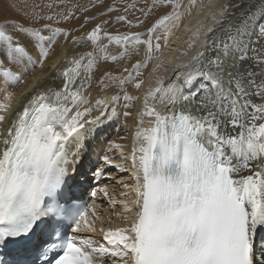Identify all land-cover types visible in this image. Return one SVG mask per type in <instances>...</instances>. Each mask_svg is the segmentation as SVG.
I'll use <instances>...</instances> for the list:
<instances>
[{
    "label": "snow or ice",
    "instance_id": "1",
    "mask_svg": "<svg viewBox=\"0 0 264 264\" xmlns=\"http://www.w3.org/2000/svg\"><path fill=\"white\" fill-rule=\"evenodd\" d=\"M10 7L19 18L0 22V264H102L108 257L112 264H264V0H144L141 6L126 0L123 7L106 0H91L90 7L13 0ZM197 7L204 19L188 49L199 44L200 50L177 66L183 71L167 84L157 75L156 87L143 96L131 183L123 185L135 197L125 193V226L100 229L107 247L82 243L76 235L82 224L97 229L87 219V205L70 190L69 157L80 155L102 117L116 116L120 99L113 96L111 108L107 97L93 104L85 94L87 73L98 58L120 63L142 55L119 75L105 72L99 79L104 87L114 81L122 92L135 81L140 90L142 69L153 61H159L153 73L163 67L156 56L161 41L167 47L181 17ZM73 20L80 21L78 28L62 26ZM117 24L123 30H108ZM88 25L84 35H74ZM60 38L92 50L65 58L55 88L39 85L42 77L36 76L32 95L14 110L11 89L44 66ZM124 98L141 99L126 92ZM157 104L166 110L157 111ZM144 117L154 118L151 126L144 127ZM124 147L113 141L107 151ZM102 160L112 164L107 154Z\"/></svg>",
    "mask_w": 264,
    "mask_h": 264
},
{
    "label": "bare ground",
    "instance_id": "2",
    "mask_svg": "<svg viewBox=\"0 0 264 264\" xmlns=\"http://www.w3.org/2000/svg\"><path fill=\"white\" fill-rule=\"evenodd\" d=\"M139 1V2H138ZM17 3H21L22 0H16ZM108 3H115L118 7H123L126 0H106ZM206 0H197V3H205ZM216 0H213L215 3ZM13 3V0H0V22L6 19L19 18L17 13L12 10L10 5ZM70 5H84L89 6L91 4V0H69ZM138 6L143 5L144 0H137ZM187 5V0H185ZM99 9L94 10L90 14H97ZM202 9L192 8V15L188 16L187 13L181 17L180 26L178 28H174L172 30V35L169 37V42L167 47H164L163 40L161 41V47L163 51L161 53H156L157 57L163 60V67L158 70V72L153 73L152 69L155 67V64L159 61L150 62L148 67L142 69L141 77L137 79H144L145 83L140 90L135 89L134 82L127 83L124 85V92L133 97H140V100H133L128 102L124 98V92L121 91L119 86L113 81H105L107 87L99 84V79L105 72H111L114 76L119 75L122 72V68L125 66H130L135 63L137 59H143V56H135L133 55L131 59L122 61L120 63H113L110 61H104L101 58L97 59V63L94 66V70L91 73H87L91 76L90 87L86 90V95L90 97L92 103L94 104L97 99H101L104 97L108 98L109 107H112V97L119 96L120 99L115 103V111L116 116H111L108 118L102 117L104 119V124L102 126H98L94 133L88 136L84 141V147L80 150V155L73 158L69 157V187L70 190L73 191L75 195H77V191L80 193L82 197L79 200H86L89 195V190H95V198L90 203L88 212V221L92 223V226L97 229L96 232H91L87 230V226L82 224V229L78 234H83L85 236L80 237H89L94 244L103 245L107 247V242L103 239V234L100 229H103L104 232H107L109 229L115 230L120 227H124V217L128 215L124 208L123 202L125 200V193H129V198L134 199V195L129 192L128 189L124 188V184L131 183V179L129 176L130 171H128L130 167L131 161V147L133 143V137L135 133V129L139 123L140 116L139 113L144 110L143 106V96L149 87H156V76H162L164 78L165 84H167L171 79H173L177 72L183 71L182 68L177 67L178 65L186 64L193 55L196 54L197 51L200 50V45L197 44L196 47L191 50L188 49V44L192 39V33L196 30L199 23L203 21L204 16L201 14ZM76 16L83 18L82 11H76ZM118 13H112L111 19ZM136 16H139L140 13L136 12ZM104 19H109V17H104ZM154 19V17L152 18ZM152 19H149L145 27L152 23ZM80 21L73 20L67 24L62 26L64 27H79ZM91 25H88L86 29L74 33V35L82 36L85 32L90 28ZM123 30L121 25H113L108 30L115 31L116 29ZM143 30V29H140ZM204 39L201 36V42ZM259 47V45H255ZM92 50V46L89 44L87 46H77L72 43L71 38L65 41L63 38L57 40L56 45L49 52L48 58L44 61L43 67H36L34 73H30L24 77V82L19 85V87L11 89L15 93L12 106L14 110H22L24 103L27 99L32 95L34 89L32 88L33 80L36 76L42 77V79L38 82L39 85L44 87H52L55 88L59 85L60 81L58 79L54 80V76L56 73V69L62 68L65 66L64 60L65 58H72L73 56H77L79 52H85ZM117 49L112 48L110 50L111 55L117 54ZM188 51V55H181L182 52ZM142 52V49H141ZM30 54L34 59H39V53L35 50H32ZM248 63V61H246ZM53 65L56 67L53 68ZM7 67H12L14 71L17 69L12 65H8ZM167 69V71H165ZM126 75V74H125ZM185 93L189 91V89H184ZM3 92V88L0 87V93ZM2 102V101H0ZM256 102H260L259 99ZM151 103V102H150ZM129 106H125V105ZM187 107H192V105H187ZM157 111H165L166 108L164 105L157 104ZM131 113L130 116H125L124 113ZM98 113H93V115H97ZM154 118L144 117V127L151 126V121ZM123 138V139H122ZM117 144H122L125 147L122 150L113 149L111 152H108V148L111 146L112 142ZM70 152H75V147H71ZM109 155L112 160L111 165H106L102 157L104 155ZM121 154H123L125 159H121ZM113 165H123L124 171L117 170ZM114 169H110V168ZM106 170L107 174H112V177L115 181L112 182L110 186H106L105 181L101 180L100 177H96L94 175L91 178L92 172H96L97 170ZM93 182V184H92ZM109 183V182H107ZM122 188V189H120ZM106 190L107 195L104 194ZM113 189H119V193L121 196L118 198H114L116 203H112L113 200L108 197L110 193L114 191ZM91 190V192L93 191ZM117 199V200H116ZM106 203L111 201L109 207H105ZM264 235V233H262ZM102 264H112V258L108 257L102 261Z\"/></svg>",
    "mask_w": 264,
    "mask_h": 264
},
{
    "label": "rangeland",
    "instance_id": "3",
    "mask_svg": "<svg viewBox=\"0 0 264 264\" xmlns=\"http://www.w3.org/2000/svg\"><path fill=\"white\" fill-rule=\"evenodd\" d=\"M140 1H142V0H140ZM139 2V1H138ZM110 168V167H109ZM110 169H112V168H110ZM112 170H114V169H112ZM103 171V175L101 176V180H103V181H105V184H106V186H110L111 184H112V182L113 181H115V179L112 177V174L110 175V174H107V172H106V170H102ZM89 174H91V178L93 177V179L95 178L94 177V172H92V173H89ZM129 176H131V173L129 174ZM107 182H109V183H107ZM92 184H93V182H92ZM120 189H122V188H120ZM90 190H93V189H90ZM114 191H112V193H110V196H108L109 198H110V200L112 199H114L115 197L117 198H119L120 196H121V194L119 193V189L117 190V189H113ZM93 191H95V190H93ZM96 197V196H95ZM117 200V199H116ZM105 201V200H104ZM113 202H117V201H114L113 200ZM112 202V203H113ZM105 203V207H109V205H110V203H111V201H109V202H107L106 203V201L104 202Z\"/></svg>",
    "mask_w": 264,
    "mask_h": 264
}]
</instances>
